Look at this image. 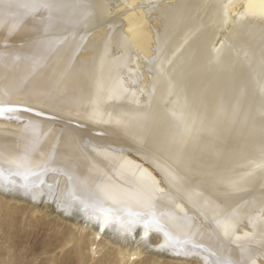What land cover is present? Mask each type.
<instances>
[{"label": "bare ground", "instance_id": "bare-ground-1", "mask_svg": "<svg viewBox=\"0 0 264 264\" xmlns=\"http://www.w3.org/2000/svg\"><path fill=\"white\" fill-rule=\"evenodd\" d=\"M0 105L3 195L264 264V0L0 6Z\"/></svg>", "mask_w": 264, "mask_h": 264}, {"label": "rangeland", "instance_id": "rangeland-1", "mask_svg": "<svg viewBox=\"0 0 264 264\" xmlns=\"http://www.w3.org/2000/svg\"><path fill=\"white\" fill-rule=\"evenodd\" d=\"M13 196L0 193V264H207L158 252L154 234L143 242L137 231L129 239L107 229L97 235L95 224L65 216L54 200Z\"/></svg>", "mask_w": 264, "mask_h": 264}, {"label": "snow or ice", "instance_id": "snow-or-ice-1", "mask_svg": "<svg viewBox=\"0 0 264 264\" xmlns=\"http://www.w3.org/2000/svg\"><path fill=\"white\" fill-rule=\"evenodd\" d=\"M15 3L17 7L24 8L28 12H35L39 9L50 10L54 6V0H0V6L11 5ZM20 26V21L16 20L12 23L9 31H15ZM11 108H5L0 105V113L4 111H12ZM105 220L111 215V210H102Z\"/></svg>", "mask_w": 264, "mask_h": 264}]
</instances>
